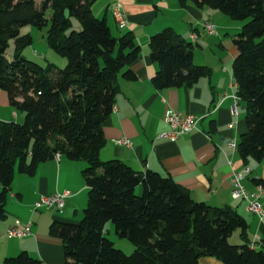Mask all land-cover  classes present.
<instances>
[{"label": "trees", "instance_id": "trees-1", "mask_svg": "<svg viewBox=\"0 0 264 264\" xmlns=\"http://www.w3.org/2000/svg\"><path fill=\"white\" fill-rule=\"evenodd\" d=\"M96 1L0 0V89L25 114L23 122L0 120V218L7 215L17 170L34 174L39 164L65 155L87 162L83 176L88 188L83 218L55 221L50 228L63 242L66 264H199L206 256L224 264H264V248L250 247L248 222L236 210L195 200L171 176L153 170L141 174L120 159L101 158L103 126L115 107L118 77L136 78L128 67L141 48L132 32L113 34L106 18L93 13ZM179 2L218 9L244 23L234 39L233 75L248 127L238 149L245 159L262 160L264 0ZM74 18L79 29L73 28ZM26 25L48 26V45L67 58L65 67L23 56L33 43L31 33H22ZM149 45L159 66L153 77L158 89L191 86L211 73L194 61L193 43L172 27L152 35ZM109 221L117 235L133 244L131 254L107 237ZM238 229L245 242L233 244L230 237ZM2 264L44 262L22 251Z\"/></svg>", "mask_w": 264, "mask_h": 264}, {"label": "crops", "instance_id": "crops-1", "mask_svg": "<svg viewBox=\"0 0 264 264\" xmlns=\"http://www.w3.org/2000/svg\"><path fill=\"white\" fill-rule=\"evenodd\" d=\"M117 1L122 3L129 21L125 29L119 27L113 15L112 7ZM92 10L97 17L106 18L114 35L132 32L141 48L137 60L128 67L136 78L129 80L122 74L118 77L115 107L103 126L106 142L101 158L120 159L141 174L153 170L171 176L195 200L231 207L247 220L248 241L257 242V249L264 248V220L250 211L246 200L232 196L234 173L245 167L251 169L243 181L247 190H257L256 180H262L264 189V158L245 159L238 149L241 135L248 131L247 109L241 99L238 114L233 113L238 90L233 75L238 53L234 39L244 23L218 9L199 7L192 2L183 6L179 0H97ZM207 20L216 24L218 35L203 31ZM166 27H172L188 42H192L191 33L199 34L192 42L194 61L211 69L208 76L191 86L155 87L153 77L159 66L152 59L149 43L152 35ZM168 109L202 118L196 129L171 141L160 137V133L169 129L164 120ZM22 118L23 114L20 118L7 93L0 89V120L19 122ZM122 138L131 139L133 145L118 144L116 141ZM231 141H236L237 147H231ZM86 166L84 160L57 155L39 164L34 174L17 170L7 198V215L0 218V264L6 257L22 251L42 259L44 264H66L63 242L51 235L50 228L55 221L79 222L88 197L83 176ZM1 190L0 185V194ZM66 190L73 195L66 199L62 210L34 209V202L42 195ZM261 200L264 206V190ZM17 222L30 223L31 233L21 238L9 237L7 230ZM235 236L236 244L245 242L241 231ZM199 264L224 263L206 256Z\"/></svg>", "mask_w": 264, "mask_h": 264}, {"label": "built area", "instance_id": "built-area-1", "mask_svg": "<svg viewBox=\"0 0 264 264\" xmlns=\"http://www.w3.org/2000/svg\"><path fill=\"white\" fill-rule=\"evenodd\" d=\"M113 15L120 28L125 29L129 26V21L126 13L123 10V5L121 2L117 1L112 7ZM203 31L209 35H218L219 30L216 24L210 20L203 23ZM199 37L197 32H193L190 35L192 42L196 41ZM235 105L233 107V113L238 114L237 105L240 101L239 96L235 95ZM202 117L195 114H185L175 109H168L164 115L165 122L169 125V129L160 133L161 138H166L171 141H176L180 136L190 133L197 128V125ZM120 145H126L131 147L133 141L128 138L118 139L116 141ZM231 147H237L236 141L230 142ZM251 173L249 167H245L243 170L234 173L232 178L233 189L232 196L235 199H243L248 202L249 209L255 215H257L261 220H264V206L261 200L263 195V186L258 185L255 192H249L244 185V179ZM73 195V192L66 190L63 192H57L52 195H42L34 202V209L38 210L41 208H52L55 210H62L65 206L66 199ZM31 233L30 223L27 225H22L17 222L16 224L9 227L7 230V235L12 238H21L27 236ZM261 240V238H258ZM257 242H250V247L255 248Z\"/></svg>", "mask_w": 264, "mask_h": 264}, {"label": "rangeland", "instance_id": "rangeland-1", "mask_svg": "<svg viewBox=\"0 0 264 264\" xmlns=\"http://www.w3.org/2000/svg\"><path fill=\"white\" fill-rule=\"evenodd\" d=\"M37 2L39 4L41 2V0H37ZM49 13H50V11L48 12V14ZM73 28H75V29L80 28V23L75 18H74V27ZM47 31H48V26H44L42 28L36 27L34 25L24 26L22 28V33H27V32L31 33V35L33 36V43L31 45L27 46L26 48H24L22 51V54L27 59L39 62L43 65H46L48 62H52V63H55L56 65H58L59 67L63 68L67 65L68 60L66 57L61 56L60 54H58L54 49H52L48 45ZM14 48H15V44L13 41H11L10 47H9V52L12 53L14 51ZM15 110L18 113H20V118H21V115L23 114V118L21 119L22 121H19V122H23L25 119V114L18 109H15ZM14 121H16V120L14 119ZM16 122H18V121H16ZM86 164H87V162H86ZM87 202H88V197H87V201L85 202L84 209L87 206ZM82 218H83V215L81 214L80 220ZM106 227H107V234L106 235L109 239H111L112 241L115 242V246L117 248L123 250L127 254H131L133 252V251H131V247L133 246V244H131V242L129 240H127L126 238H121L119 235H117V233L115 231L114 223L112 221H109ZM239 231H240V229L236 230L233 233V235L230 237L231 243L236 244L234 242V240L236 239L235 235H236V233H239Z\"/></svg>", "mask_w": 264, "mask_h": 264}]
</instances>
